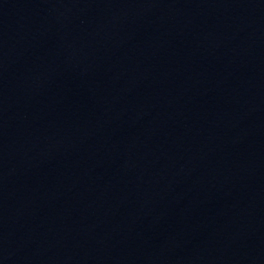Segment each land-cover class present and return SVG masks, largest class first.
Listing matches in <instances>:
<instances>
[{
  "label": "water",
  "instance_id": "water-1",
  "mask_svg": "<svg viewBox=\"0 0 264 264\" xmlns=\"http://www.w3.org/2000/svg\"><path fill=\"white\" fill-rule=\"evenodd\" d=\"M0 264H264V0H0Z\"/></svg>",
  "mask_w": 264,
  "mask_h": 264
}]
</instances>
